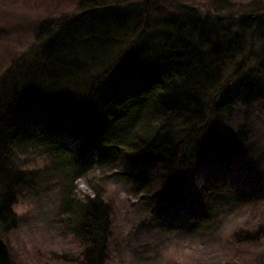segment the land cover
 <instances>
[{
  "label": "trees",
  "instance_id": "16d2710c",
  "mask_svg": "<svg viewBox=\"0 0 264 264\" xmlns=\"http://www.w3.org/2000/svg\"><path fill=\"white\" fill-rule=\"evenodd\" d=\"M179 2L174 29L169 18L154 23L135 10L140 2L80 0L74 12L44 20L35 44L0 74V264H12L3 235L17 227L22 188L42 155L69 170L71 182L64 216L77 252L57 257L110 264L114 203L100 189L79 199L72 181L125 165L142 173L116 175L141 193L158 167L171 209L194 158L228 170L248 148L246 128L232 138L217 127L239 102L264 99V60L253 85L218 97L255 52L264 56V1L237 10ZM232 18L235 32L222 24ZM257 224L225 234L234 264L245 246L264 239V219Z\"/></svg>",
  "mask_w": 264,
  "mask_h": 264
},
{
  "label": "rangeland",
  "instance_id": "374dc122",
  "mask_svg": "<svg viewBox=\"0 0 264 264\" xmlns=\"http://www.w3.org/2000/svg\"><path fill=\"white\" fill-rule=\"evenodd\" d=\"M79 1L0 0V74L35 44L44 20L74 12ZM121 1L140 2L135 10L145 11L154 23L169 18L174 29L182 15L179 0ZM185 1L199 8L232 5L237 10L264 0ZM198 14L200 17L203 12L198 10ZM238 23L234 18L222 22L226 28L233 27L232 32ZM263 60L264 56L255 52L247 68L220 90L218 99H225L236 86L246 85ZM243 127L250 136L248 148L231 168L222 170L194 158L185 169L179 200L171 209L165 207L166 188L158 167L153 168L149 189L141 193L116 175L123 171L142 173L125 165L117 170L95 167L88 177L72 181L79 199L100 189L114 203L110 264H234L225 247V234L239 228L253 229L264 219V99L239 102L217 128L236 138ZM58 166L48 154L31 166L17 207V227L3 235L12 264H76L57 257L77 252L76 238L64 216L63 188L71 184L66 182L69 170ZM243 253L240 264H264V239L245 246Z\"/></svg>",
  "mask_w": 264,
  "mask_h": 264
}]
</instances>
